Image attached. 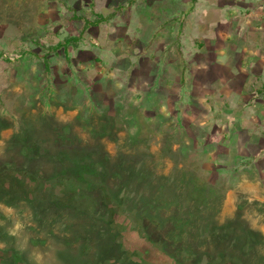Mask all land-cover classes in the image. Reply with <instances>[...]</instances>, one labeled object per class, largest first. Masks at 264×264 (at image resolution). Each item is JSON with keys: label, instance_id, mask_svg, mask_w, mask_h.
I'll list each match as a JSON object with an SVG mask.
<instances>
[{"label": "rangeland", "instance_id": "rangeland-1", "mask_svg": "<svg viewBox=\"0 0 264 264\" xmlns=\"http://www.w3.org/2000/svg\"><path fill=\"white\" fill-rule=\"evenodd\" d=\"M0 264H264V0H0Z\"/></svg>", "mask_w": 264, "mask_h": 264}]
</instances>
